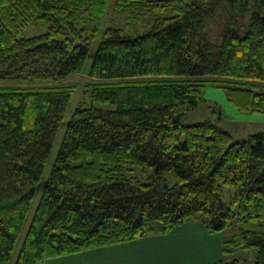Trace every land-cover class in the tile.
I'll return each mask as SVG.
<instances>
[{"label":"trees","instance_id":"obj_1","mask_svg":"<svg viewBox=\"0 0 264 264\" xmlns=\"http://www.w3.org/2000/svg\"><path fill=\"white\" fill-rule=\"evenodd\" d=\"M109 1L0 0V264L11 262L65 125L77 86L66 80L84 71ZM115 6L149 16L152 28L104 30L85 85L92 105L66 123L14 264L166 233L196 213L211 232L237 222L231 251L256 250L254 264H264V130L234 139L209 119L181 122L211 81L240 110L264 114V0ZM33 23L49 30L19 38ZM125 164L152 169L151 180L119 178ZM171 170L172 186L163 177Z\"/></svg>","mask_w":264,"mask_h":264},{"label":"rangeland","instance_id":"obj_2","mask_svg":"<svg viewBox=\"0 0 264 264\" xmlns=\"http://www.w3.org/2000/svg\"><path fill=\"white\" fill-rule=\"evenodd\" d=\"M116 0H110L102 17L97 21L98 30L92 42L90 55L81 74L71 76L66 80L70 84H76L75 92L69 103L65 125L60 129L54 147L50 154L42 178L38 183L36 195L32 201L31 209L22 227L16 243L11 262L14 264L22 247L25 235L33 219L36 207L43 194L44 186L49 174L56 163V157L65 134L66 123L78 107L92 105V99L85 92V85L93 80L88 72L94 60L97 48L104 30L109 26L125 27L131 34L134 32L146 33L151 30L150 17L140 15L132 18L136 11H123L115 6ZM87 26H92L86 22ZM49 26L42 23L29 24L17 35L19 38H28L45 33ZM220 82H206L202 91V100L197 106L188 110L182 117L183 124H194L204 120H212L228 130L234 139L248 138L250 135L264 130V114L253 111L240 110L229 100L227 89ZM249 86H252L251 84ZM260 90H264V85ZM104 108H115L113 105L97 104ZM152 169L142 166L125 164L118 177L127 179H139L144 182L151 180ZM163 177L172 186L176 182L173 170L163 173ZM223 193L226 200L230 201V190L223 185ZM235 221V220H234ZM239 232L237 222L218 232L209 231L203 222L200 213H196L186 222L176 226L169 232H153L133 238L128 241L110 245L96 246L79 253L72 254L68 258L54 260V264H212L225 260L230 261L239 258L242 263L254 264L256 250L233 249L228 240L233 239ZM227 242V243H226ZM229 250L225 251V248ZM67 255V254H66Z\"/></svg>","mask_w":264,"mask_h":264},{"label":"crops","instance_id":"obj_3","mask_svg":"<svg viewBox=\"0 0 264 264\" xmlns=\"http://www.w3.org/2000/svg\"><path fill=\"white\" fill-rule=\"evenodd\" d=\"M77 253H79V252H77ZM72 254H76V253H71V254H67V255H61V256H57V257H52V258H49V259L45 260L41 264H54L53 263V262H55L54 260H58V259H61V258H68L69 256H72Z\"/></svg>","mask_w":264,"mask_h":264},{"label":"water","instance_id":"obj_4","mask_svg":"<svg viewBox=\"0 0 264 264\" xmlns=\"http://www.w3.org/2000/svg\"><path fill=\"white\" fill-rule=\"evenodd\" d=\"M133 39H136V37H133Z\"/></svg>","mask_w":264,"mask_h":264}]
</instances>
